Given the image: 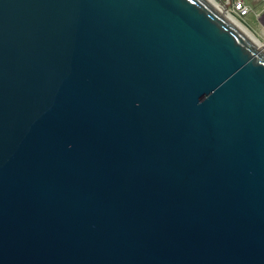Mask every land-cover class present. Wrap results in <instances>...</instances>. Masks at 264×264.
<instances>
[{"label": "water", "instance_id": "water-1", "mask_svg": "<svg viewBox=\"0 0 264 264\" xmlns=\"http://www.w3.org/2000/svg\"><path fill=\"white\" fill-rule=\"evenodd\" d=\"M0 264H264V44L208 0H0Z\"/></svg>", "mask_w": 264, "mask_h": 264}, {"label": "rangeland", "instance_id": "rangeland-1", "mask_svg": "<svg viewBox=\"0 0 264 264\" xmlns=\"http://www.w3.org/2000/svg\"><path fill=\"white\" fill-rule=\"evenodd\" d=\"M231 14L236 17L244 26H246V28H248L262 44H264V14L260 17V19H257V16L253 11H250L249 14L243 17H239L234 12Z\"/></svg>", "mask_w": 264, "mask_h": 264}, {"label": "built area", "instance_id": "built-area-1", "mask_svg": "<svg viewBox=\"0 0 264 264\" xmlns=\"http://www.w3.org/2000/svg\"><path fill=\"white\" fill-rule=\"evenodd\" d=\"M225 9V5L229 4V13L234 12L239 17L246 16L252 11V6L247 0H216ZM232 11V12H231Z\"/></svg>", "mask_w": 264, "mask_h": 264}, {"label": "bare ground", "instance_id": "bare-ground-1", "mask_svg": "<svg viewBox=\"0 0 264 264\" xmlns=\"http://www.w3.org/2000/svg\"><path fill=\"white\" fill-rule=\"evenodd\" d=\"M208 1L211 2L217 9H219L220 11H222L231 20H233V22H235L247 34H249L250 36H252L253 38H255L259 42V45H262V43L260 42V40L256 36H254L250 32V30L248 28H246V26H244L236 17H234L231 13L225 11V9L220 5V3H218L216 0H208Z\"/></svg>", "mask_w": 264, "mask_h": 264}, {"label": "crops", "instance_id": "crops-1", "mask_svg": "<svg viewBox=\"0 0 264 264\" xmlns=\"http://www.w3.org/2000/svg\"><path fill=\"white\" fill-rule=\"evenodd\" d=\"M252 8V11L257 16V19H260V17L264 14V0H247Z\"/></svg>", "mask_w": 264, "mask_h": 264}]
</instances>
